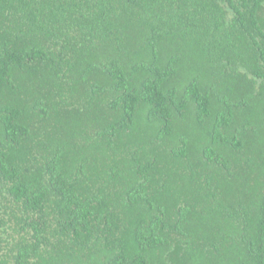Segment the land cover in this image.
Wrapping results in <instances>:
<instances>
[{
    "label": "trees",
    "instance_id": "obj_1",
    "mask_svg": "<svg viewBox=\"0 0 264 264\" xmlns=\"http://www.w3.org/2000/svg\"><path fill=\"white\" fill-rule=\"evenodd\" d=\"M0 264H264V0H0Z\"/></svg>",
    "mask_w": 264,
    "mask_h": 264
}]
</instances>
